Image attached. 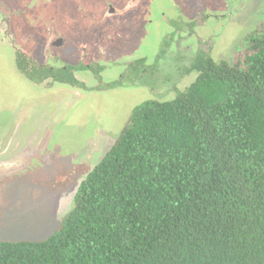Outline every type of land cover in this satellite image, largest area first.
Instances as JSON below:
<instances>
[{"label": "trees", "instance_id": "16d2710c", "mask_svg": "<svg viewBox=\"0 0 264 264\" xmlns=\"http://www.w3.org/2000/svg\"><path fill=\"white\" fill-rule=\"evenodd\" d=\"M186 72L132 110L59 227L0 241V264H264V25L237 64L201 52Z\"/></svg>", "mask_w": 264, "mask_h": 264}, {"label": "rangeland", "instance_id": "374dc122", "mask_svg": "<svg viewBox=\"0 0 264 264\" xmlns=\"http://www.w3.org/2000/svg\"><path fill=\"white\" fill-rule=\"evenodd\" d=\"M101 1L52 0L45 5L39 0L35 6L43 10L45 5L56 32L67 39V63H77L84 48L87 55L91 47L114 51L115 42L119 51L147 57L152 70L140 82L112 89L110 84L127 65L108 63L112 66L103 75L102 87L111 89L86 92L57 85L44 90L21 77L10 50L0 48V241H40L51 235L71 210L78 185L114 144L132 110L144 101L172 100L196 78L186 72L192 60L186 55H194L196 43L189 51L190 42L171 45L162 58L157 57L161 52L151 58L168 35L162 19L170 23L186 0L126 4L118 20L101 18ZM200 3L207 14L220 15L206 19L202 49L217 63L237 64L248 39L264 25V0H189L182 10H196ZM47 21L46 16L29 21L28 46L38 48ZM13 24L20 27L16 20ZM109 30L110 41L104 36ZM182 35L185 39L190 34ZM87 78L91 75H80L81 81L88 83Z\"/></svg>", "mask_w": 264, "mask_h": 264}, {"label": "flooded vegetation", "instance_id": "af4514ba", "mask_svg": "<svg viewBox=\"0 0 264 264\" xmlns=\"http://www.w3.org/2000/svg\"><path fill=\"white\" fill-rule=\"evenodd\" d=\"M43 1H46V5L52 0ZM35 2L40 4L39 0H21L20 4L9 3L7 0H0V48H7L10 50L17 72L25 80H28V82H31L36 87L42 89H44V87L48 89H50V87L56 88L57 85L66 87L70 86L75 90L77 89L86 92L94 90L97 91L101 88L111 89L102 87V83L104 73L108 72L109 66H112L113 63H125L127 66L119 76L118 81L110 84L111 86L113 85L112 89L124 87L126 84L128 85L133 82H140L145 73L150 75L149 69L152 70V68L147 67L146 62L148 59L145 55L142 53L140 54L139 52L127 53L125 51H119V45H114L115 42H112V46H116L114 51H110L102 47H91L87 48L90 51V54L87 55L84 48L82 49L84 53L79 54L80 60L77 63H67L65 59L71 58L68 54L66 56L63 55V49L66 47L67 39L56 32L54 23L52 22V17L45 13V10H47L45 5L43 10H38V7L35 6ZM140 2L141 0H117L116 3H114L110 0H103L100 2V6H103L104 8L101 18H116L117 20L122 19L126 4L128 6H133ZM180 4V10H178V13L173 17L170 23L161 17L163 18L162 21L169 27V31L168 35L164 37V41L161 42L158 51H155L151 58H156L158 52H161L162 54L157 56L160 59L164 56L166 48H170L171 45L181 47L183 42H190L186 46L188 51L190 45L192 44L196 43L198 47L194 55H186V57H192L193 59L201 52L209 55L204 49H202V47L206 46L200 44L203 42L202 37L204 36V32L207 27L206 19L211 17L212 19H218L220 15L215 16L213 14H207L205 8L202 7V3L199 4L198 8L196 7V10L188 12L183 11L182 8L189 5V0H186V4H183L182 2H180ZM173 6L176 7V4H173ZM37 16L39 19H43L46 16L49 18V21H47L44 25L46 33L45 36L43 34L40 45H38V48H35L33 46H28V43L32 42L28 32V27L29 21ZM13 20H16V22L20 25L19 28L14 27L15 24H13ZM48 24H52L53 26L49 27L47 26ZM20 28H22L23 34L20 33ZM184 31L190 34L185 39L182 35V32ZM199 35L202 36L199 37ZM104 36H106L110 41V30L105 32ZM25 37L28 38L27 42L24 40ZM197 37L199 41L197 40ZM165 42H167V44ZM181 55L183 54L181 53ZM138 61H141L142 65L138 67L136 71L135 65ZM108 63H112V65H109ZM66 66L72 67L70 75H73L76 79V85H69L68 83L62 82L58 79L60 76L57 72L61 69H65ZM35 70L43 71L44 73L34 75L35 77L29 76L30 74L27 73L28 71L34 73L36 72ZM83 73L91 75V78H87L89 81L88 83H86V81H81L80 75ZM146 83L148 82L146 81Z\"/></svg>", "mask_w": 264, "mask_h": 264}]
</instances>
